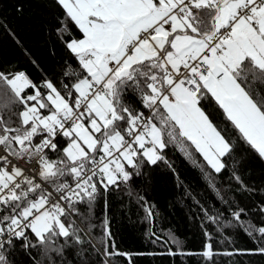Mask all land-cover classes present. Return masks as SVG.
<instances>
[{
    "label": "snow or ice",
    "instance_id": "6c2138e0",
    "mask_svg": "<svg viewBox=\"0 0 264 264\" xmlns=\"http://www.w3.org/2000/svg\"><path fill=\"white\" fill-rule=\"evenodd\" d=\"M52 3L53 30L76 66L66 62L58 83L0 70V264H112L126 255L107 216L96 223V208L145 163L163 161L169 144L192 158L190 146L254 190L240 167L250 156L264 162V0ZM244 212L232 216L240 222ZM236 226L258 234L254 251L264 254V224ZM199 255L233 253L209 242Z\"/></svg>",
    "mask_w": 264,
    "mask_h": 264
},
{
    "label": "trees",
    "instance_id": "16d2710c",
    "mask_svg": "<svg viewBox=\"0 0 264 264\" xmlns=\"http://www.w3.org/2000/svg\"><path fill=\"white\" fill-rule=\"evenodd\" d=\"M59 12L52 0H0V70L12 68L37 82L47 77L58 83L66 62L75 67L76 61L53 30ZM72 31L80 35L75 27ZM188 150L192 158L178 144H169L163 161L145 163L127 184L105 194L107 208L103 198L99 201L96 223L107 216L116 250L126 254L112 257V264H264V254L254 251L260 246L258 234L253 239L236 226L264 224L260 211L264 162L250 156L240 167L245 184L254 189L249 192L240 189L230 171L216 173L193 148ZM148 207L153 213L151 224ZM238 208L245 210L240 222L232 216ZM206 212L216 217L215 223ZM95 234L102 235V229ZM170 234L182 242L180 247L171 242ZM209 242L214 252L233 255L206 260L199 254ZM17 259L26 257L21 253Z\"/></svg>",
    "mask_w": 264,
    "mask_h": 264
},
{
    "label": "water",
    "instance_id": "95a60500",
    "mask_svg": "<svg viewBox=\"0 0 264 264\" xmlns=\"http://www.w3.org/2000/svg\"><path fill=\"white\" fill-rule=\"evenodd\" d=\"M149 222H150V224L152 223V218L151 217H149Z\"/></svg>",
    "mask_w": 264,
    "mask_h": 264
}]
</instances>
